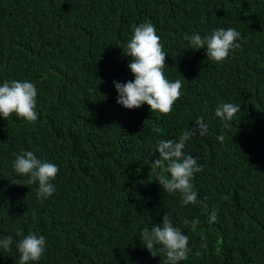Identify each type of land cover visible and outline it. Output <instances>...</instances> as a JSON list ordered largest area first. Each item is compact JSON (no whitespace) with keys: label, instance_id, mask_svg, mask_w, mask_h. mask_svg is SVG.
Listing matches in <instances>:
<instances>
[{"label":"trees","instance_id":"obj_1","mask_svg":"<svg viewBox=\"0 0 264 264\" xmlns=\"http://www.w3.org/2000/svg\"><path fill=\"white\" fill-rule=\"evenodd\" d=\"M143 22L161 37L167 78L183 80L167 115L116 103L113 81L134 79L124 53ZM219 28L247 40L222 63L183 39ZM5 80L36 85L38 119L0 117V238L14 240L0 264H18L17 231L46 238L36 264H163L140 232L164 214L189 237L180 264H264V0H0ZM222 103L241 105L227 129L215 116ZM198 117L208 132L183 151L203 170L193 178L197 203L184 205L151 164L157 143L178 140ZM22 151L58 165L51 197L38 199L37 185L14 172Z\"/></svg>","mask_w":264,"mask_h":264},{"label":"clouds","instance_id":"obj_2","mask_svg":"<svg viewBox=\"0 0 264 264\" xmlns=\"http://www.w3.org/2000/svg\"><path fill=\"white\" fill-rule=\"evenodd\" d=\"M183 39L189 42L192 50L205 49L207 58L214 63H222L230 52L239 49L241 43L237 41L243 40V43H247L235 28H219L206 36H201L199 33L191 35L185 33ZM124 55L130 58L127 67L134 79L124 83L113 81L117 92L116 103L129 110L146 104L151 112L169 114L176 101L183 95V80L171 81L165 75L168 55L164 51L156 27L151 22L133 26ZM36 97V85L28 80L3 81L0 83V117L7 120L14 114L26 122L35 123L38 119ZM240 110L241 105L222 103L216 107L215 116L223 121V127L227 129ZM155 131L161 132L162 129ZM207 132V124L202 117H198L191 128L180 134L178 140H160L156 145L159 158L151 164V169L160 170L156 180L163 191L180 193L184 205L197 203L198 193L194 188L193 178L194 174L203 170V166L199 165L194 157L185 154L183 149L186 142L194 136H205ZM217 139L223 143L225 136L219 135ZM12 168L18 175L27 177L24 184L37 185L38 199H47L55 193L56 187L52 181L59 174L57 164L38 159L32 151H22L15 154ZM228 198V196L223 197L225 200ZM216 219L217 215L213 210L209 220L214 223ZM198 223V219L184 221L189 227ZM16 235L22 237L15 241L19 254L18 264H36L40 261L45 253L46 238L34 232L23 235L17 231ZM140 237L144 242V248L152 256L155 255L151 250L160 246L159 250L165 253L163 264H180L188 259L192 251L189 248L188 235L175 226L167 214L163 215L162 223L154 224L150 229L143 228ZM13 243L12 236L0 238V249L5 252L11 251Z\"/></svg>","mask_w":264,"mask_h":264}]
</instances>
